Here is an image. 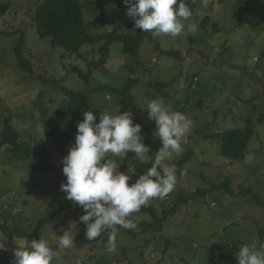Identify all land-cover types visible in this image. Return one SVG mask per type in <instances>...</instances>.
I'll list each match as a JSON object with an SVG mask.
<instances>
[{
  "label": "rangeland",
  "instance_id": "rangeland-1",
  "mask_svg": "<svg viewBox=\"0 0 264 264\" xmlns=\"http://www.w3.org/2000/svg\"><path fill=\"white\" fill-rule=\"evenodd\" d=\"M43 1L0 0V137L4 120L10 118L18 141L32 149L24 157L0 147V264H14L15 238L26 244L47 240L57 252L53 264H237L239 247L264 244L259 237L264 229V120L258 121L264 112V0H208L206 6L198 0L191 19L182 21L197 24L194 35L156 37L145 32L137 56L113 43L107 62L87 79L73 67L88 72L89 63L99 59L103 36L140 31L126 14L127 5L124 0H80L86 23L102 16L92 31L99 40L84 46L80 58L38 37L32 15ZM20 36L33 73L17 67L14 47ZM157 46L177 53L161 54ZM193 75L198 81H192ZM129 77L135 83L127 93L112 91ZM61 86L84 93L98 112H130L141 135L156 131L148 119L150 101L162 98L170 111L184 109L192 127L182 138V151L165 161L175 166L178 183L163 199L146 204L159 216L173 209L162 220L161 231L149 228L135 236L117 232L116 250L109 252L103 234L89 243L76 239L82 232L76 216L84 210L73 202L38 227L39 221L51 218L47 211L54 198L67 200L61 190L67 182L61 160L74 143L58 150L42 121L67 104ZM248 118L254 121V133L243 160L222 157L219 133L244 126ZM143 158L147 162L131 151L106 157L130 180L154 161L149 153ZM130 219L136 224L133 232L140 230V222L152 221L140 210ZM65 230L73 237L69 248L58 243Z\"/></svg>",
  "mask_w": 264,
  "mask_h": 264
},
{
  "label": "clouds",
  "instance_id": "clouds-1",
  "mask_svg": "<svg viewBox=\"0 0 264 264\" xmlns=\"http://www.w3.org/2000/svg\"><path fill=\"white\" fill-rule=\"evenodd\" d=\"M202 2L206 6L208 0ZM124 3L126 14L141 32H150L156 37H177L194 35L198 30L195 23H182L193 15L183 0H124ZM146 109L148 119L156 124L154 135L162 147L156 151L151 167L134 183H129L128 174L117 170L113 160L106 159L131 151L137 159L147 162L143 157L150 150L142 141L141 125L134 124L127 111L119 110L116 115L102 111L99 122L92 110L84 111L83 120L77 124L75 142L61 160L67 181L61 185L65 198L83 208L79 221L86 225L87 240H94L103 230L111 229L106 244L109 252L116 250L117 226L134 229L136 224L131 215L151 199L166 197L178 183L175 166L165 161L171 153L182 151V138L191 129L192 121L182 112L170 111L162 98L150 101ZM58 237L60 246L73 245L68 230ZM15 240L14 264H53L57 258V252L44 238L34 239L30 244ZM3 248L4 245L0 246ZM236 259L237 264H264V244L239 247Z\"/></svg>",
  "mask_w": 264,
  "mask_h": 264
},
{
  "label": "trees",
  "instance_id": "trees-1",
  "mask_svg": "<svg viewBox=\"0 0 264 264\" xmlns=\"http://www.w3.org/2000/svg\"><path fill=\"white\" fill-rule=\"evenodd\" d=\"M197 1L198 0H183V2L190 7L193 14ZM32 20L35 23L36 32L40 39H48V42L53 47H59L66 53L81 58L84 57L81 49L84 46L93 45L99 40V38L92 35V31L101 23L102 16L86 23L83 17L80 0H44L34 8ZM215 29H218V27ZM15 33L16 31L10 32V34ZM145 35V32H141V30L136 33L111 31L103 36V43L98 48L99 59L96 62L89 63L88 72L83 73L82 69L76 66H74L73 69L80 78L87 79L93 69H97L107 62L109 59V50L113 43H121L122 51L124 53L137 56L140 44L145 38ZM191 41H193V39H191ZM22 43L23 36H20L14 47L17 67L25 73H33V65L31 61L22 54ZM157 49L161 54L176 55L177 53L161 50L159 46H157ZM195 78H197L198 81L196 75H193L192 81ZM133 80V78L129 77L120 90L112 88V91H116L119 95H124V93H127L129 91L128 89L134 85L135 80ZM155 87L161 88L159 84H156ZM60 90L68 98L67 104L58 108L50 115L45 116L42 121L46 136L53 140L58 150H64L68 148L70 144L75 142L77 124L83 120L84 111L92 110L97 117V122H99L101 112H98L92 107L84 93L66 86H61ZM183 111L184 109L181 108L180 112ZM259 116L258 121L262 122L264 120V112ZM253 122L254 121L251 118H248L245 120L244 126L219 133V138L221 140L220 154L222 157L232 160H243L247 144L254 133ZM3 124V131L0 137V147L5 146L6 148H10L15 155L20 154L21 156L26 157L32 149H27L26 145L24 146V144L18 141L19 136L14 131L10 118H6ZM142 141L148 146L150 150L148 153L154 157L156 151L162 147L158 136L154 135L152 132L143 133ZM151 165V163H148L145 169L138 173L136 178L130 180L129 183H134L140 175L151 167ZM227 188L228 186L224 187V189ZM245 191L246 190H243V192ZM185 199L186 197L181 198V200ZM65 204L72 206V201L64 200L60 197L54 198L53 206L47 211L51 218H44L42 221H39L38 227L42 228L44 224L52 222L56 214L62 211ZM140 211L150 214L152 221L140 222L139 225L141 228L137 232H133L132 229H123L117 226L118 232H125L131 236H135L140 231H146L149 228L154 229L156 227L158 231H161L162 220L165 217L170 216L173 209L168 208L162 210L164 216H159L158 212L152 205H144L140 208ZM76 220L78 221V226L82 229V232L76 236V239H82L85 243L91 242V240H87L85 235L86 225L79 221V217L77 216ZM110 232L111 229H105V231L101 233L107 237L105 240L106 244ZM26 235L28 234H25V236ZM36 235L37 234L35 233H30V236L32 237ZM259 237L260 239H263L264 229L259 230Z\"/></svg>",
  "mask_w": 264,
  "mask_h": 264
},
{
  "label": "built area",
  "instance_id": "built-area-1",
  "mask_svg": "<svg viewBox=\"0 0 264 264\" xmlns=\"http://www.w3.org/2000/svg\"><path fill=\"white\" fill-rule=\"evenodd\" d=\"M194 80H196V78Z\"/></svg>",
  "mask_w": 264,
  "mask_h": 264
}]
</instances>
